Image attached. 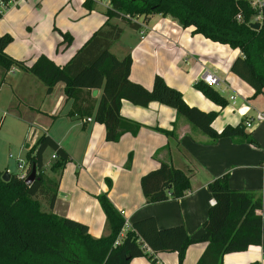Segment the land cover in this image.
Masks as SVG:
<instances>
[{
    "label": "trees",
    "instance_id": "16d2710c",
    "mask_svg": "<svg viewBox=\"0 0 264 264\" xmlns=\"http://www.w3.org/2000/svg\"><path fill=\"white\" fill-rule=\"evenodd\" d=\"M84 5L90 11L93 1L86 0ZM156 15L169 17L183 29L194 28L193 34L239 50L241 56L234 61L231 72L254 90L253 98L264 94V11L261 29H252L250 25L257 12L248 0H109L104 25L64 66H58L44 55L31 65L14 60L6 54L13 37L0 35V76L4 75L0 84L14 66L43 83L47 95L62 83L67 101L72 102L68 116L92 118L103 125L108 143H118L127 134L136 137L142 128L141 124L122 117L121 107L126 101L144 108L151 103L164 105L214 140L241 137L258 147L244 121L217 132L213 123L218 113L189 106L182 93L168 86L162 77L155 76L151 90L130 80L131 55L119 60L111 52L123 30L110 20L120 19L138 31ZM58 34L62 41L57 45V52H64L72 45L73 38L68 33ZM194 88L222 109L229 105L202 81ZM94 90L101 91L99 99L92 96ZM157 131L178 143L173 132ZM47 150L57 157L51 170L62 173L70 157L47 134L27 154L30 172L33 167L37 171L38 179L32 185H26L15 175L5 182L0 172V264H130L134 258H147L152 264H159L155 258L158 253H175L177 264H183L188 248L196 243L207 245L197 264H223L226 255L245 252L251 246L261 247L264 252V190L259 195L232 190L229 174L208 185L215 204L203 224L204 233L196 240L183 226L159 229L151 217L133 223L120 245L115 246L126 220L107 194L98 196L97 200L106 215L109 234L94 239L85 224L51 212L58 196L59 179H51L44 173L43 155ZM167 150L170 151L169 146ZM131 162L129 157L126 168H130ZM140 184L147 204L182 199L192 188L186 172L165 162L145 174ZM42 201L50 212L43 211Z\"/></svg>",
    "mask_w": 264,
    "mask_h": 264
},
{
    "label": "crops",
    "instance_id": "0c3cea01",
    "mask_svg": "<svg viewBox=\"0 0 264 264\" xmlns=\"http://www.w3.org/2000/svg\"><path fill=\"white\" fill-rule=\"evenodd\" d=\"M92 1L93 8L89 11L84 5L86 0H58L59 4L69 8L74 21L80 22L81 27L57 28L58 32L68 33L73 38L72 45L64 52H57V45L62 41L60 35L48 32L43 43L34 44L33 58L44 55L58 66L66 65L106 22L108 2ZM101 5L104 7L102 10ZM8 14L10 12L5 15ZM138 21L140 23L141 19ZM110 23L123 30L111 52L119 60L131 55L132 82L151 90L155 76L162 77L168 86L182 93L189 106L204 112H217L218 117L213 123L217 132L229 125L236 126L241 121L254 120L258 113L264 114V108L256 103L259 97L253 98L254 90L231 72L234 61L241 56L239 50L193 34L194 28L183 29L169 17L153 16L138 31L120 19L114 18ZM3 31L0 28V35L9 34ZM12 46L7 47L6 54L14 60L20 58L17 61H23ZM205 71L219 79L218 85L213 88L228 101L225 109L216 106L194 88ZM29 78L27 84L19 83V86H25L24 89L16 90L26 101L32 102L39 91L35 89L34 77ZM20 79L24 81L23 77ZM5 85L4 82L0 89ZM57 88L64 92L61 83ZM100 96L101 91L98 90L94 98L99 99ZM232 97H235L233 102ZM64 99L61 105L53 93L47 95L39 108L33 109L36 111L33 119L37 129L31 140L37 141L47 134L68 153L70 162L60 174L52 170L46 173L56 161L52 160L54 152L46 151L51 152L47 162L43 155L44 173L51 179H59L58 196L51 212L60 218L85 224L94 239L109 234L106 215L97 200L103 194L108 195L119 213H125L127 225L122 231V238L133 223L152 217L159 229L183 226L188 235L196 240L204 233L203 224L208 220L209 209L215 201L208 189L212 181L229 174L232 190L258 195L263 193L264 145L261 133L264 121H254L253 126L247 129L258 142L256 147L241 137L214 140L176 110L164 105L151 103L144 108L124 101L122 117L141 124L142 128L136 137L127 134L118 143H108L105 127L94 121L85 123V119L69 117L72 102L67 101L66 96ZM243 106L248 110L247 116L238 113ZM158 129L173 132L178 143L170 141ZM129 157L132 162L130 168H126ZM161 162L186 172L192 188L182 199L147 204L141 189V178L157 169ZM42 209L50 212L47 205ZM206 246L204 243L191 245L183 264H197ZM155 258L159 264L178 263L175 253H158ZM130 264L152 263L147 258H134ZM223 264H264V252L261 247L251 246L245 252L226 255Z\"/></svg>",
    "mask_w": 264,
    "mask_h": 264
},
{
    "label": "rangeland",
    "instance_id": "374dc122",
    "mask_svg": "<svg viewBox=\"0 0 264 264\" xmlns=\"http://www.w3.org/2000/svg\"><path fill=\"white\" fill-rule=\"evenodd\" d=\"M103 8L101 5L100 9ZM8 12H10L8 16L5 15L7 13L5 11L0 16V28L4 30L3 33L8 32L14 37L11 44L15 53L17 52L21 59L30 65L38 58H33L34 44L43 43L48 32L58 33L57 28L61 29L62 27L72 29L81 27L80 22L74 21L73 13L69 8L66 9L65 5L59 4L58 0H22L17 7H11ZM18 59L20 58L16 60ZM3 77L4 75L1 74L0 82ZM20 77H23L24 81ZM29 77H31L30 74L14 66L6 77V85L0 89V172L8 171L15 176L19 175L18 161L26 160L28 152L38 141V139L37 141L31 140L37 129V124L33 119L36 111L33 109L39 108L47 97L46 87L36 78L32 79L37 85L35 89L39 91V94L36 95L34 101H26L25 97L17 92L16 89L25 87L19 86V83L27 84L26 81L30 79ZM57 87L58 85L53 93L62 105L65 95ZM258 97L255 98H258L257 105L264 108V94ZM261 137L264 145V131L261 133ZM50 155V151L45 153L46 162ZM50 170L49 167L46 173H49ZM43 202L42 204L45 206L46 203Z\"/></svg>",
    "mask_w": 264,
    "mask_h": 264
},
{
    "label": "built area",
    "instance_id": "2783aa9c",
    "mask_svg": "<svg viewBox=\"0 0 264 264\" xmlns=\"http://www.w3.org/2000/svg\"><path fill=\"white\" fill-rule=\"evenodd\" d=\"M22 0H10L9 2H4L2 0H0V15L3 14V12H8L10 10L11 7L15 8L19 5V3ZM108 2L109 5V0H105ZM250 6L252 7V9L254 11L257 12V15L253 18L252 23H262L263 20V11H264V0H248ZM201 81L203 83H205L206 85H208L209 87H215L218 85L219 83V79L217 77H215L214 75L210 74L208 71H205L202 74L201 77ZM235 100V97L231 98V101L233 102ZM238 113H241L243 116H247L248 114V110L246 111L245 106L241 107V109L238 110ZM93 119L91 118H86L85 119V123H90L92 122ZM263 122L264 121V114L258 113L256 118L254 120H247L245 122V126L247 129H250L253 126V122ZM56 154L54 153V155L52 156V160H56ZM18 167H19V175L17 176L18 179L22 180V181H26V179L29 177L30 175V170H29V166L27 165V161L26 160H19L18 161ZM213 205L215 204V201L212 203ZM120 214L124 217L125 213L122 211L120 212ZM126 225H127V221H126ZM125 225V226H126ZM122 240V237L120 236V238L118 239V241L116 242L115 246L120 245ZM143 249L150 253V250L147 247H143Z\"/></svg>",
    "mask_w": 264,
    "mask_h": 264
},
{
    "label": "water",
    "instance_id": "95a60500",
    "mask_svg": "<svg viewBox=\"0 0 264 264\" xmlns=\"http://www.w3.org/2000/svg\"><path fill=\"white\" fill-rule=\"evenodd\" d=\"M250 27L252 29L258 31V30L261 29V24L260 23H252L250 25ZM97 95H98V90H94L92 92V96L93 97H96ZM11 177H12V175L8 171H6L2 175V180L5 181V182H8V181H10ZM36 179H38L37 178V171H36V168L33 167L32 170H31V173H30L29 177L25 181V184L28 185V186H30V185H32L34 183V181Z\"/></svg>",
    "mask_w": 264,
    "mask_h": 264
}]
</instances>
